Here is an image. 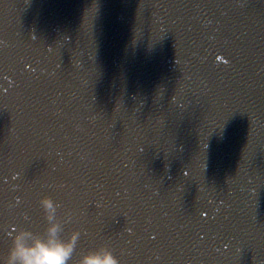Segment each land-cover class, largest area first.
Segmentation results:
<instances>
[{"label": "water", "instance_id": "obj_1", "mask_svg": "<svg viewBox=\"0 0 264 264\" xmlns=\"http://www.w3.org/2000/svg\"><path fill=\"white\" fill-rule=\"evenodd\" d=\"M151 1L155 0H150L146 2V4ZM192 1L193 0H179L178 3L180 5V8L185 10L189 7V4ZM194 1L202 6L213 4V0H206V3L204 0ZM214 2L222 4L223 0H214ZM10 3L11 0L8 1V4ZM139 3V0H133L128 5L129 11L131 10L130 7H137ZM227 6L228 10H225L224 13L225 19H222V26L219 28V30H217L215 27L210 28V26L207 25V23L203 20L205 16L210 17L211 13L214 14L217 11L218 8L216 6L213 7L211 13L210 11L202 12V7H198L197 10H194L193 15L200 21L186 23V29L189 32H193L195 30V27H197L199 34L197 33L195 35L203 43L209 44L211 47H214L217 42H221V45L226 42L227 45L224 50L227 51L228 55L231 57V60L237 62L236 66H238L239 68L238 70H227L222 74L220 80H218L219 84L226 86V91L223 92L224 97L220 98L218 101H214L212 95H206L196 92L194 95H192V97H189L187 96L188 91L186 89H184L183 91V98L186 97V99L185 101L181 102L182 104L180 105V107L182 111L186 113V115H189L190 112V115L197 117L200 121L206 122H213L214 115L217 113H226L230 117H235L232 118L233 121L230 122L228 128H226L227 125H225L224 128L226 129H224L223 135L218 138L217 142H215V139H212V141H214V144L211 146L212 149L204 148L205 150L207 149L206 153H208L210 157L203 158V156L197 154L193 149L191 151L188 149H183L180 151H173L168 159H164L166 161L165 164L159 163L161 165L160 168L156 163L157 159L154 155H152L151 158H148L145 162L140 161L136 165H132V163H135L137 159L138 151L136 148L135 140L139 138V135L134 137V139L132 138L131 134H129L124 138L123 142H128L130 146V150L127 151V153H125L124 155L127 157H124V159L128 164H131L133 166L129 167L131 168L132 174L126 176V180H122L119 183L116 181V177L115 180L111 178L112 182L116 185L111 183V185H108L107 188L124 185L127 187H130L131 185L133 186L141 176H145L146 173L149 172L155 174L152 175V178H149L148 181L144 182L148 186L146 191L150 190L151 185H148V183L152 182L153 177L162 175L158 179L157 187L154 190H150V192L154 193L155 195L158 194L157 190L168 192L176 188L178 192H182V189L186 190L188 188L199 187L200 185H202V182L205 179V173L202 171L203 169L207 170L210 173V180L213 181L214 184H220V182L223 181V177L221 176V174L224 173L239 180L246 179L247 188L249 190H253V195L261 202H259L257 207H253L255 209L254 211L252 208L251 213L248 212V209H246V213H242V216H245V220L246 218L251 219L252 216L257 219H254L251 222L249 230H252L257 236L261 237V240H264V234H262L264 232V223L261 227H259L258 231H255L253 228V226L259 221L260 218L264 219V188L261 187V184L264 183V0H228ZM244 8H246L250 12L249 15H245ZM138 13L139 11L137 9L133 11L130 16L136 18ZM145 25L147 26V21H145ZM138 26L139 24L136 23L135 26L129 29L128 33H132ZM170 26V23L166 25L167 32L169 31ZM157 27L160 28L161 32L154 31V33L151 34V37L153 34H156L161 40H154V43V41H152L151 39H147V44L149 45L154 43V56L156 59L155 62L159 65L162 64L163 66H165L169 64L168 59L169 61H171V59L169 58V54L175 53L174 51H176L178 47H175L173 40H166L165 45L162 39H166L168 38V36L166 33L162 32L164 30V24H160ZM186 29L182 27L180 29V33L182 31L187 33ZM99 30L102 29L100 27H95L93 28V30H90L89 33L96 34ZM249 30H254L255 36L253 42L260 44L262 48H256L254 51L249 52L252 60L249 64H245L246 61L244 54L240 56V60L237 59V55L240 54L242 49H246L243 46L241 47L240 45H237V43H235L233 39H243L244 41L249 35ZM143 32L146 33V30L144 29ZM211 34H214L215 37H211ZM236 34L239 36H244L242 38H238L236 37ZM32 37L35 39H30L29 41H19L15 43L14 49L16 50V52L9 53L8 64L15 66L18 71L22 70L24 67L26 69L33 68L34 66L32 64V59L36 60L37 58H40L41 61L45 62H48L49 59H53L52 53L47 49L43 50L37 48V45L34 42L36 41L35 33L32 35ZM122 42V40L114 36V41L110 43V46L107 47V53L100 51V53L98 54L99 59L105 58L107 59V61L109 60L111 62V53L115 49L120 48V44ZM130 48L132 50V55H135L137 51L143 53L148 50L146 48L144 51H142L141 48H138V45H131ZM85 49H87V47L82 44L81 49H79L78 51H85ZM25 50H27L28 52H24ZM145 54L142 55V58L145 56ZM183 54H185V52H183L182 55ZM182 55L178 56L179 63H172L171 66H176V68L179 69H192L193 66H184L185 62L181 59ZM199 59L202 58L198 56L194 61H197ZM88 68L89 66L85 67L82 72H84V70ZM109 70L111 69L108 68V71ZM241 71H243L244 78L240 77ZM252 72L258 73L257 80L252 78ZM197 77L199 78L198 82H200V84H206L207 81H204L203 73H199ZM28 78L31 81L34 80V76L30 74L28 75ZM90 83L92 85H95L94 90H97L99 94V87L102 86H100L102 80H93L90 81ZM235 83L239 84L238 89L234 88ZM247 92H255V94L249 95L247 94ZM172 93L175 95L176 101L171 100V103H177L179 92L173 89ZM92 95L95 96L96 91H94ZM111 95L112 94H109L107 99H109ZM117 98L118 97H115V99ZM191 98L194 99L199 109H197L195 105H193V103L191 102ZM148 103L150 104V102ZM71 106H73V108H71L73 110L68 109V114L66 113L67 116H69L70 118L74 115L83 116V110L80 112H75V109H84L83 102L78 101ZM108 106L109 107L104 110L107 115L115 110L118 111L119 108L121 109L119 100L115 102V100L113 101L112 99H109ZM56 108L59 107L57 106ZM127 108L130 110L132 108V105H126V108L124 110L126 111ZM165 109L168 110H166L167 112L164 115H152L153 122L151 123L152 125H150V128L147 130L150 137L142 136V145L149 148L154 154V151L157 150L158 145H164L173 128L176 129V125L181 124V115H174V111L173 113L172 111L170 112L169 109L172 108L165 107ZM63 112L65 111L63 110ZM129 115L134 118L131 112H128V117ZM122 126L126 131V121L123 122ZM160 130H162V133L156 134V132ZM107 134L111 137L117 135V138L121 134V131L118 129H111L107 130ZM187 134L188 133L186 132L184 136H182V138H186ZM213 138L215 137L213 136ZM121 141L122 140H119V142ZM200 148L202 147L200 146ZM245 167H247L246 171H244ZM175 169H177L176 176H170V172ZM157 171L158 173H156ZM110 174L115 176V174ZM81 186V184L76 186L75 190L70 192V197L73 196L74 203L79 206L82 211H84V214H87L88 218H90L91 214H93L92 220H95V217L100 214V216H102L100 221L101 223L107 225V228H101L99 230L95 224L92 226L86 225L88 223V219H84L81 224H77L67 219L65 225L67 226L69 233L72 236L75 235L76 238H82L79 242L85 240L87 237L93 236V238L97 239L95 243V249L102 246H107L112 250H115V254L119 260V263L122 262V259L127 254L128 250L125 248L124 243H117V241L115 242L114 239L123 241L125 240L124 236L126 235H133V237L136 238L143 232L141 228L133 224L127 230L118 231L117 236H115L116 229L114 230V228L118 226L120 220L123 218V210H132L134 208L133 202L128 201V206L122 208L121 206L124 205L125 199L119 198L117 203H115L113 207H110L115 199H118V197H120L119 192L109 188L113 192L112 196H103V200L100 201L101 199L98 200L99 195H94L91 198L85 196ZM132 186L130 187V189H132ZM139 192H141V190ZM188 193L189 190H187L186 195ZM202 193L203 195H205V192ZM134 195L137 196L138 194L135 192ZM162 195L164 198H167L166 195ZM190 205H192V203H190ZM142 207L144 208L143 211L145 212V214L140 216L143 230L148 231V224L146 223V221L154 223L163 222L159 218L156 219V209L150 207L148 208L146 206ZM138 212L140 211L138 210ZM54 215L55 214L51 213L50 215H48V219L54 217ZM44 216H46V214H44ZM4 228L5 225L1 223L0 236H2ZM92 229L94 230L92 231ZM171 229L172 228H169L167 232L170 233ZM90 232L91 234L87 235ZM249 232L247 231V229H243V234H240V237L243 238V242H247L249 240V237L251 235ZM32 233L34 234V236H47L49 234L48 231L46 234H38V230L36 228L32 230ZM152 237V232H147L146 236L143 238V241L147 242L151 240ZM174 239L177 241H181V238ZM0 243H3L2 238H0ZM255 248L261 253H264L259 245H256ZM184 249H186L184 256L190 258L196 254L199 247L192 246L190 250H188V248ZM131 250L135 251L136 248L132 247ZM145 250V248H139V250L137 251L138 254L136 253L137 255L134 257V259L141 260L144 256V253H146ZM168 264H185V260L183 262H178L176 260L170 259ZM186 264H188L187 260Z\"/></svg>", "mask_w": 264, "mask_h": 264}, {"label": "clouds", "instance_id": "obj_2", "mask_svg": "<svg viewBox=\"0 0 264 264\" xmlns=\"http://www.w3.org/2000/svg\"><path fill=\"white\" fill-rule=\"evenodd\" d=\"M45 208L52 207L51 197H42ZM47 236L27 237L29 233H21L17 236L11 255L18 264H68L75 246V235L65 240L59 238L58 226L51 225ZM79 264H119L118 258L111 248L102 246L84 253Z\"/></svg>", "mask_w": 264, "mask_h": 264}]
</instances>
